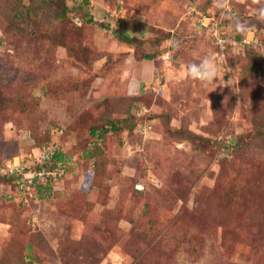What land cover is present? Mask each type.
Listing matches in <instances>:
<instances>
[{
    "label": "rangeland",
    "instance_id": "obj_1",
    "mask_svg": "<svg viewBox=\"0 0 264 264\" xmlns=\"http://www.w3.org/2000/svg\"><path fill=\"white\" fill-rule=\"evenodd\" d=\"M87 1L0 0V264H264V0Z\"/></svg>",
    "mask_w": 264,
    "mask_h": 264
},
{
    "label": "built area",
    "instance_id": "obj_2",
    "mask_svg": "<svg viewBox=\"0 0 264 264\" xmlns=\"http://www.w3.org/2000/svg\"><path fill=\"white\" fill-rule=\"evenodd\" d=\"M111 15H115L119 19L124 18V9L122 7V2H119L118 0V5L114 8L112 11ZM207 23L210 22V19L204 18ZM221 32H219L217 29L213 30L212 36L215 39V44L219 46V54H221L224 57V51L226 46H236V47H243L244 45H250L253 42L254 35L252 38H246L244 37L240 42H237L233 38H227V36H222L220 35ZM59 143L56 142H51L49 144L45 143L44 147L42 148V157L40 160H37V163H46L45 169H35L31 170L32 165L29 160H25L23 162H14L13 164H6L5 166H0V177H10V176H17L19 177L20 175L23 176V178H20V180H17V185H27L28 188L27 190L30 189L29 186H35L36 185V180H47L48 177H52L53 179H56L57 176H60L63 172L59 171L58 168H55L51 171L47 172V165L49 167H53L56 163L53 161L54 156L60 152L59 150ZM36 161V160H35ZM41 164V165H42ZM59 166L61 163H57ZM39 166L38 164H36ZM35 165V167H36ZM34 167V166H33ZM24 170H28L26 173ZM30 197H32L31 193H28Z\"/></svg>",
    "mask_w": 264,
    "mask_h": 264
},
{
    "label": "clouds",
    "instance_id": "obj_3",
    "mask_svg": "<svg viewBox=\"0 0 264 264\" xmlns=\"http://www.w3.org/2000/svg\"><path fill=\"white\" fill-rule=\"evenodd\" d=\"M259 2L260 0H254V3H259ZM258 19H260L261 21H264V8H260L258 10ZM186 67H187L188 75L192 79L198 80L205 85L211 83L217 77V73L219 70L216 62L212 59L211 56H206L205 58L200 60L198 63H190L186 65ZM59 155L61 154L57 153L53 158V161L56 163L55 165H57V163H61V165L63 164L59 158L57 159ZM55 165L51 168L55 169ZM45 167H46V163L42 164V168L45 169ZM0 178L12 181L14 187L16 186V191H18L17 189L18 185L16 183H17V180H20V178H22V175H20L19 177L10 176V177H0ZM8 198L12 199L11 193L8 196ZM16 199H19V198L16 197Z\"/></svg>",
    "mask_w": 264,
    "mask_h": 264
},
{
    "label": "trees",
    "instance_id": "obj_4",
    "mask_svg": "<svg viewBox=\"0 0 264 264\" xmlns=\"http://www.w3.org/2000/svg\"><path fill=\"white\" fill-rule=\"evenodd\" d=\"M66 0H64V2H65ZM121 1V0H120ZM83 2L84 3H88V1L87 0H83ZM122 2V1H121ZM122 5H123V2H122ZM67 11V8H64V10L62 11V12H66ZM89 23H91V18L89 17L88 19H87V21H85V24H89ZM214 26H217L218 27V24H214V25H211V27H214ZM106 28H109V26L108 25H106L105 26ZM117 33V35H116V37H117V39L120 41V42H123V43H128V42H130L131 41V38H130V36L128 35V34H126V31H118V32H116ZM244 38V37H243ZM242 38V39H243ZM242 39H240V40H237L236 39V41L237 42H240ZM214 41H215V39H214ZM217 47H218V49H219V46L217 45V44H215ZM247 46H249V45H244L243 47H240V48H244V47H247ZM228 47H230V46H226L225 47V50H226V48H228ZM232 47H235V46H232ZM225 50H223L224 51V53H225ZM220 52V51H219ZM146 60H152L153 59V57L152 56H146V57H144ZM110 128L111 129H113V130H116L118 127L117 126H115V125H111L110 126ZM110 128H102L100 131H98L97 132V136L99 137V138H101V137H103L108 131H109V129ZM91 133L93 134V135H96V130H95V128H92V130H91ZM60 159V156H58L57 157V159ZM5 180V179H4ZM7 181H9V180H7Z\"/></svg>",
    "mask_w": 264,
    "mask_h": 264
}]
</instances>
